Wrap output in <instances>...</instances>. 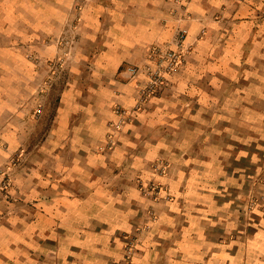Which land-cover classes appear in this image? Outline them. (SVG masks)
I'll list each match as a JSON object with an SVG mask.
<instances>
[{
  "label": "crops",
  "instance_id": "1",
  "mask_svg": "<svg viewBox=\"0 0 264 264\" xmlns=\"http://www.w3.org/2000/svg\"><path fill=\"white\" fill-rule=\"evenodd\" d=\"M155 45L183 63L109 137ZM0 169V264H264V0H0Z\"/></svg>",
  "mask_w": 264,
  "mask_h": 264
},
{
  "label": "built area",
  "instance_id": "2",
  "mask_svg": "<svg viewBox=\"0 0 264 264\" xmlns=\"http://www.w3.org/2000/svg\"><path fill=\"white\" fill-rule=\"evenodd\" d=\"M182 39L183 34L179 33L174 40L177 47L181 46ZM183 60L182 51L169 46L155 45L148 51L146 60L142 64L125 67L126 77L136 80L137 97L131 111L116 106V112L120 114V119L115 123L114 131L109 134V137L117 133L120 124L129 120L136 109L167 86L169 77L183 63ZM151 166L157 175H166L168 173L169 163L164 159L154 160ZM0 175V191L2 192L8 188L9 177L3 172V169H0ZM255 185L259 186V189L255 194L249 195L244 206V212L246 213H251L257 206L264 204V177L258 178ZM139 186L142 195L150 200H156L159 192L163 189L161 183L154 179H149L145 182L139 180ZM147 214L151 219L155 218V214L151 209L147 210ZM125 241L128 254L135 246L136 236L126 235Z\"/></svg>",
  "mask_w": 264,
  "mask_h": 264
},
{
  "label": "rangeland",
  "instance_id": "3",
  "mask_svg": "<svg viewBox=\"0 0 264 264\" xmlns=\"http://www.w3.org/2000/svg\"><path fill=\"white\" fill-rule=\"evenodd\" d=\"M59 61H61V58H59L58 60L56 59L55 61H48V65L50 64L51 69H52L53 71H56V69H58V67H59V65H60ZM56 72H58V71H56ZM56 76H57V73L52 74L51 80H54ZM48 80H49V82L51 81V80H50V77H48ZM46 81H47V80H46ZM49 82H47V85L50 84ZM8 187H9V186H8ZM2 192L4 193V192H6V191L4 190V191H2ZM0 195H1V191H0Z\"/></svg>",
  "mask_w": 264,
  "mask_h": 264
}]
</instances>
